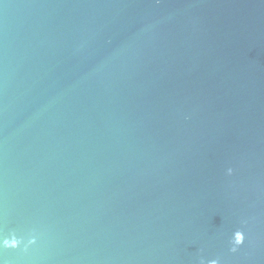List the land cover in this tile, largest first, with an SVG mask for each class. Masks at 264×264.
Segmentation results:
<instances>
[{"label":"water","instance_id":"obj_1","mask_svg":"<svg viewBox=\"0 0 264 264\" xmlns=\"http://www.w3.org/2000/svg\"><path fill=\"white\" fill-rule=\"evenodd\" d=\"M13 236L0 264H264V0H0Z\"/></svg>","mask_w":264,"mask_h":264},{"label":"clouds","instance_id":"obj_2","mask_svg":"<svg viewBox=\"0 0 264 264\" xmlns=\"http://www.w3.org/2000/svg\"><path fill=\"white\" fill-rule=\"evenodd\" d=\"M227 174L232 175L233 174V169L229 167L227 169ZM245 232L243 230L237 229L232 233L231 236V248L230 251L235 253L242 245L245 243ZM31 242H35L34 240ZM20 241L15 237L11 238H4L2 241H0V247L3 248H16L19 246ZM199 264H220L219 259H207L205 260L203 257H201Z\"/></svg>","mask_w":264,"mask_h":264}]
</instances>
